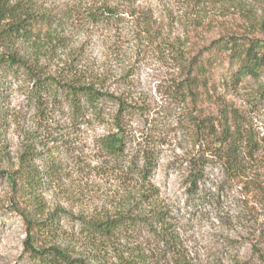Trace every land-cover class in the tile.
I'll use <instances>...</instances> for the list:
<instances>
[{"label":"rangeland","instance_id":"obj_1","mask_svg":"<svg viewBox=\"0 0 264 264\" xmlns=\"http://www.w3.org/2000/svg\"><path fill=\"white\" fill-rule=\"evenodd\" d=\"M36 1L55 18L35 43H19L31 66L60 79L124 93L148 108L165 107L174 118L161 132L163 144L145 190L135 175L102 155L98 138L105 128L71 124L57 111L44 113L28 102L22 91L26 83L7 77L0 88V264H34L24 251L29 228L25 212L39 219L41 209L43 218L56 209L72 218L61 213L58 231L38 234L34 247L57 245L88 264H119L110 246L103 248L78 233L77 217L140 216L154 204L166 211L173 246L158 245L145 234L121 235L116 243L125 258L139 251L138 264H264V157L251 159L244 176H226L211 161L206 163L207 136L198 121L201 115H215L217 103L197 99L176 104L169 96L190 60L213 40L263 38L254 22L264 0H138L121 5L119 19L104 25L88 17L101 0ZM216 96L241 110L257 137L264 135V74L235 87H218ZM143 126L140 118L131 121L135 138ZM24 151L32 153V163L41 170L49 151L59 167L51 178H43L38 208L30 199L15 200L10 186L9 172L19 166ZM200 162L206 163L203 178L193 185L191 171L199 170Z\"/></svg>","mask_w":264,"mask_h":264},{"label":"trees","instance_id":"obj_2","mask_svg":"<svg viewBox=\"0 0 264 264\" xmlns=\"http://www.w3.org/2000/svg\"><path fill=\"white\" fill-rule=\"evenodd\" d=\"M136 1L101 0L88 12V17L95 24H109L119 19L121 5ZM183 1L198 4L222 0ZM54 18L55 15L43 9L36 0H0V88L7 77L20 80L26 83L22 91L28 102L44 113L57 111L71 124H96L105 128L106 132L98 138L102 155L115 167L135 175L144 183L146 190V186H151L149 178L159 146L163 144L161 132L164 125L174 118L173 113L165 107L152 109L133 103L124 93L104 91L77 79H60L48 75L41 66H31L27 57L20 54L19 43H35ZM254 23L263 38L231 35L213 40L205 51L190 60L183 77L174 82L169 93L176 104H187L197 99L217 103L215 115H201L198 119L192 114V119L197 118L201 122L207 136L204 145L209 159L204 158L206 163L211 161L230 178L244 176L249 161L256 155L264 157V135L257 137L245 122L241 110L222 96H216L218 87H235L247 77L256 81L264 74V9ZM54 40L59 42L61 38L56 36ZM137 118L143 121L144 126L139 137L135 138L131 121ZM48 152L47 158L43 159V170L32 163L30 151L20 155L19 166L9 172L15 200L30 199L33 208L40 207L38 197L42 180L51 178L59 168L54 154ZM206 163L200 162V169L191 171L190 183L195 185L203 178L202 168ZM145 190L140 195L143 198L147 195ZM61 213L72 218L58 209L45 218L41 209L39 219L31 217L30 211L25 212L29 228L24 251L34 264H88L57 245L34 247L38 234L51 235L58 231ZM165 213L161 206L154 204L149 213L140 216L124 213L95 221L77 217L78 233L97 245H103V248L110 246L119 264H138L142 253L136 251L125 258L116 238L145 234L158 245L173 246V231L165 223Z\"/></svg>","mask_w":264,"mask_h":264}]
</instances>
